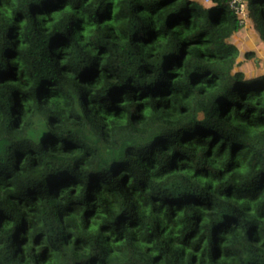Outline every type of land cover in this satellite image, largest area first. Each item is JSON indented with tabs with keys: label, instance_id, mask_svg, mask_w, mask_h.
I'll return each instance as SVG.
<instances>
[{
	"label": "trees",
	"instance_id": "obj_1",
	"mask_svg": "<svg viewBox=\"0 0 264 264\" xmlns=\"http://www.w3.org/2000/svg\"><path fill=\"white\" fill-rule=\"evenodd\" d=\"M231 1L0 0V264H264Z\"/></svg>",
	"mask_w": 264,
	"mask_h": 264
},
{
	"label": "rangeland",
	"instance_id": "obj_2",
	"mask_svg": "<svg viewBox=\"0 0 264 264\" xmlns=\"http://www.w3.org/2000/svg\"><path fill=\"white\" fill-rule=\"evenodd\" d=\"M200 4H204L205 0H194ZM245 19V18H244ZM250 24V23H249ZM246 23L242 30L235 34L231 39V43L235 45L240 53L239 58L243 60V53L255 52L256 57L250 63L244 65V69L249 73H263L264 74V43L260 40L258 35Z\"/></svg>",
	"mask_w": 264,
	"mask_h": 264
},
{
	"label": "built area",
	"instance_id": "obj_3",
	"mask_svg": "<svg viewBox=\"0 0 264 264\" xmlns=\"http://www.w3.org/2000/svg\"><path fill=\"white\" fill-rule=\"evenodd\" d=\"M248 0H232L230 6L235 13L240 17L239 25L243 27L246 21V5ZM245 18V19H244Z\"/></svg>",
	"mask_w": 264,
	"mask_h": 264
}]
</instances>
